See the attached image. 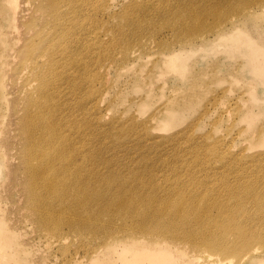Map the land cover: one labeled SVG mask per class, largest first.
<instances>
[{
  "label": "rangeland",
  "instance_id": "rangeland-1",
  "mask_svg": "<svg viewBox=\"0 0 264 264\" xmlns=\"http://www.w3.org/2000/svg\"><path fill=\"white\" fill-rule=\"evenodd\" d=\"M254 1L98 0L105 46L97 57L102 66L84 79L94 123L88 139L107 158V164L95 166L106 171V180H114L112 191L119 185L115 177L158 181L167 189L191 183L201 192L208 182L222 192L228 185L249 183L258 195L243 203L252 216L247 225L264 227V12L256 20L244 15L246 4ZM180 28L192 32L180 35ZM231 35L236 38L230 40ZM243 36L254 46L262 44V50L243 49ZM25 83L10 80L6 97ZM8 107L1 104V120L8 117ZM70 111L78 118L77 106ZM200 196L195 202L206 204ZM230 196L220 201L223 206L233 201ZM208 212L216 213L215 207ZM99 221L112 234L122 227L118 217L110 224L106 215ZM26 223L23 238L32 264H93L88 249L98 238L48 237ZM115 236L124 239L112 241ZM115 236L107 243L128 239L126 233ZM128 237L138 241L140 236ZM254 244L259 255L253 260L243 261V251L221 254L180 240L171 255L191 258L190 264H264V240Z\"/></svg>",
  "mask_w": 264,
  "mask_h": 264
},
{
  "label": "bare ground",
  "instance_id": "bare-ground-1",
  "mask_svg": "<svg viewBox=\"0 0 264 264\" xmlns=\"http://www.w3.org/2000/svg\"><path fill=\"white\" fill-rule=\"evenodd\" d=\"M33 3L0 0V106L7 102L10 108L6 120L0 119V264L33 263L26 257L28 242L23 238L27 221L33 231L44 230L48 237L75 233L98 238L88 249L93 264H190L191 258L171 255L177 240L221 254L243 251V261L256 259L259 246L254 243L264 240V227L247 225L252 216L243 203L254 201L257 186L238 183L222 192L208 182L201 192L191 183L167 189L158 181L115 177L119 185L111 190L114 180H106V171L95 166L107 164V158L88 139L94 123L84 80L93 67L102 66L97 60L105 46L99 2ZM246 5L244 15L261 18L257 15L264 12V0ZM191 14L195 17V11ZM196 18L201 26V17ZM191 30L180 28L178 33ZM245 38L243 49L262 50V44L254 46ZM10 80L26 83L8 98ZM72 106L78 107V118ZM201 193L204 205L195 202ZM228 194L234 199L223 206L220 201ZM213 207L216 213H207ZM104 215L109 224L116 217L121 220L117 234L128 238L123 244L112 242L122 236L101 226ZM128 233H138L139 240ZM111 236L115 239L109 244L106 238Z\"/></svg>",
  "mask_w": 264,
  "mask_h": 264
}]
</instances>
